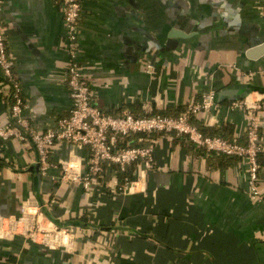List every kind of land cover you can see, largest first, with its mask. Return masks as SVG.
<instances>
[{"label":"crops","instance_id":"0c3cea01","mask_svg":"<svg viewBox=\"0 0 264 264\" xmlns=\"http://www.w3.org/2000/svg\"><path fill=\"white\" fill-rule=\"evenodd\" d=\"M0 1L23 116L39 131L54 128L71 108L61 4ZM80 2L74 60L93 103L142 115L233 90L194 118L228 125L244 142L249 115L257 117L261 196L249 194L239 159L209 166L208 154L185 136L155 133L153 168L135 163V178L119 191L113 174L89 187L69 178L87 173L85 148L57 142L42 172L30 141L0 139V264H264V110H252L264 99V55H245L264 41V0ZM172 27L191 36L170 38ZM247 85L255 89L234 99ZM9 106L0 72V124L11 120ZM81 218L86 225L72 231L50 220Z\"/></svg>","mask_w":264,"mask_h":264},{"label":"built area","instance_id":"2783aa9c","mask_svg":"<svg viewBox=\"0 0 264 264\" xmlns=\"http://www.w3.org/2000/svg\"><path fill=\"white\" fill-rule=\"evenodd\" d=\"M62 8L63 20L67 28L69 61L66 67L67 86L71 98V108L68 115L60 118L54 128L39 131L23 116L26 108L21 96V86L13 73L14 61L9 56L5 39V26L1 17L0 4V72L7 87L10 100L9 115L11 120L7 124H0V139H17L20 142L30 141L36 151L41 171L49 166L48 155L50 148L57 142H66L75 148H85L88 151L87 173L79 172L68 175L84 187L97 183L103 176L113 174L116 170H124L128 165L141 163L144 168L154 166L153 149L155 139L153 133L183 135L188 141L206 152H214L237 157L247 171L248 192L252 198H259V168L258 154L263 147L258 138L259 122L251 113L245 129V141L238 137L226 139L217 135H204L198 127L190 121L191 117L200 111H208L214 105V93L201 95L199 101L186 105L176 116L171 115H134L130 111L119 114L107 113L98 108L92 101L89 82L83 76L80 67L75 62V39L81 19L80 0H59ZM1 3V1H0ZM234 105H239L234 102ZM263 101L252 107L260 109ZM140 134L138 142L142 145H130L125 142L120 145L124 137ZM119 139V140H118ZM63 164L66 173L68 170ZM131 181L122 185L124 188ZM72 231V227L61 228Z\"/></svg>","mask_w":264,"mask_h":264},{"label":"trees","instance_id":"16d2710c","mask_svg":"<svg viewBox=\"0 0 264 264\" xmlns=\"http://www.w3.org/2000/svg\"><path fill=\"white\" fill-rule=\"evenodd\" d=\"M264 110V99H263V107ZM183 109L177 108L171 112L169 109L165 110H154L151 113H146L142 115H152V114H160V115H171L176 116L178 115ZM140 115V114H139ZM138 116V115H137ZM190 121L195 124L198 129L204 134V135H217L226 139L232 138V129L227 126L222 127H213V126H206L202 122L197 121L194 117L190 118ZM155 133H153L151 136L153 137ZM175 139L178 138L176 136H183V135H175L174 133H170ZM140 136V134H133L129 135L128 137H124L123 141L119 142L120 145H123L125 142H129L130 145H142L145 144V142H138L137 137ZM245 139V135L243 137ZM119 140V139H118ZM240 142H243L241 138H239ZM194 145V144H193ZM195 146V145H194ZM197 147V146H195ZM200 148V147H197ZM202 149V148H201ZM204 151V149H202ZM206 152V151H205ZM208 154L207 156V163L209 166H216V167H225L229 164L233 163L235 160H238L237 157L234 156H227L224 154L214 153V152H206ZM260 156V155H259ZM257 161L259 165L263 162V159L257 156ZM115 171L116 176V190L119 191L122 188V185L127 181H132L135 178L134 175V164L128 165L124 170H116V168L112 169ZM85 219L81 218L80 223L84 222Z\"/></svg>","mask_w":264,"mask_h":264},{"label":"water","instance_id":"95a60500","mask_svg":"<svg viewBox=\"0 0 264 264\" xmlns=\"http://www.w3.org/2000/svg\"><path fill=\"white\" fill-rule=\"evenodd\" d=\"M190 32H186L183 31L181 28H177V27H172L168 33V37L173 38V39H179V38H188L190 37ZM245 55L246 57L250 58V59H257L261 56L264 55V41L260 42L256 45H249L246 49H245ZM252 89H255L254 87H252L251 85H247L243 88V91L240 95H238L237 97H234V99H240V98H244L245 95ZM234 91H230L229 89H225L219 92H216L214 94V101H220L222 99V97L225 95L226 97L230 96L231 93H233ZM233 99V98H232ZM37 169L39 167V162L36 161L35 162ZM41 210H45L44 206L41 207ZM45 214H47L46 212H44ZM53 223H55L56 225H58L60 228H69L71 226H75V225H80V226H84V224L86 225V223H80L79 221L76 222H68L65 224H59L57 221L50 219ZM104 229H108V227L104 228Z\"/></svg>","mask_w":264,"mask_h":264},{"label":"bare ground","instance_id":"6f19581e","mask_svg":"<svg viewBox=\"0 0 264 264\" xmlns=\"http://www.w3.org/2000/svg\"><path fill=\"white\" fill-rule=\"evenodd\" d=\"M27 215H28V212L26 211V213H25V218L27 217Z\"/></svg>","mask_w":264,"mask_h":264}]
</instances>
